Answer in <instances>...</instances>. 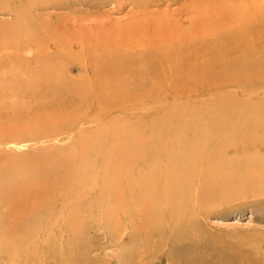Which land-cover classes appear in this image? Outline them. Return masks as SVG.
Instances as JSON below:
<instances>
[{
    "label": "rangeland",
    "instance_id": "374dc122",
    "mask_svg": "<svg viewBox=\"0 0 264 264\" xmlns=\"http://www.w3.org/2000/svg\"><path fill=\"white\" fill-rule=\"evenodd\" d=\"M20 1L0 0V74L15 67H33L37 63L34 53L50 51L47 44L57 36L66 37L63 30L69 25L93 21L123 22L133 17L132 27L123 33V40L113 42L115 47H111L114 50L121 48L114 52L115 66L108 63L110 67L114 66L113 71L118 69L110 77L115 83L108 85L126 88L129 92L122 96L123 99L116 95L105 98L100 96L97 86L93 85L91 93L89 84L79 80L49 87L32 82L23 85L21 93L17 94L19 89L9 85L12 91H0V134L10 133L13 143L9 145L14 147H6L4 142L0 144L1 155L8 158L5 165L0 166V178L9 167L11 157L26 162L27 181L36 185L37 173L42 169L36 167L39 171L36 173L34 166L40 161H46L44 168L47 178L51 179L53 175H70L73 162H88L92 169L98 170L110 156L114 161L124 162L128 155L126 151L143 148L148 154L147 158L140 157L142 165L148 160L144 172H149L151 166L153 174L149 178L162 182L164 172L160 165L171 163L173 154L185 144L198 145L208 129H214L211 133L217 145L239 149L236 154L227 149L228 158L239 156L242 159L243 153L249 154L252 150L254 153L255 149L264 155V149L252 146L248 137L231 131L239 126L245 128L250 120L264 123L263 111L247 113L251 108L264 105V64L261 63L263 65L258 68L261 71L258 70L255 76L252 74V78L238 79L244 70L228 64L227 60L233 61L234 56L229 54L230 48L225 45L219 28L211 27L215 22L224 25L232 19L263 18L264 0H61L64 3L61 7L37 8L34 14L24 17L25 22H18L10 9L17 8ZM34 1L42 4L48 0ZM123 2L124 9L120 5ZM144 14L156 15L155 19L173 17L187 21L198 18V25L203 26L198 30L204 37L199 33L194 45L182 50L185 54L182 62L173 60V64L167 66V62L160 60L159 52L149 45L154 31ZM257 32L254 53H264V35L262 31ZM18 41L24 45L15 47ZM6 42H11V46H5ZM171 66L180 68L185 77L170 82L164 73ZM68 68L69 80L83 75L74 65ZM130 72L134 74L129 79ZM3 88L0 86V90ZM175 90L178 94L172 96ZM213 103L216 105L212 106ZM114 104L122 109H117ZM97 107L100 111H95ZM216 113H223L227 118L219 117L220 124L213 122L201 125L202 128L197 130L189 129V126H196L198 120H211V117L216 120ZM72 115L77 116L79 123L66 127L67 123L75 122ZM178 129H183L182 133H177ZM136 158L137 155L131 154L130 162H135ZM92 176L85 179L89 184L93 181L90 186L94 193L89 186L86 189L90 192L87 190L86 193L90 197L84 191V196L79 195L74 200L79 204L92 200L94 211L88 206L86 211L76 212L68 208L67 202L60 211L47 205L46 197L53 195L52 190L46 195L42 189L37 193L32 186L26 192L15 189L11 199L0 195V264H264V193L259 190L222 194L224 191L220 189L227 186L225 181H219L217 187L209 184L214 189H208L211 199L195 203L197 197L194 196H197L200 184L204 190L203 184L207 183L191 179L189 183L184 182V191L178 188L184 193L183 197L178 192L147 194L144 198L147 200L146 216L142 212L130 213L131 209L113 215L108 212L107 195L96 192L104 181L99 174L95 177L92 173ZM80 198H84L83 201Z\"/></svg>",
    "mask_w": 264,
    "mask_h": 264
},
{
    "label": "bare ground",
    "instance_id": "6f19581e",
    "mask_svg": "<svg viewBox=\"0 0 264 264\" xmlns=\"http://www.w3.org/2000/svg\"><path fill=\"white\" fill-rule=\"evenodd\" d=\"M62 4L64 3L61 0H48L47 2H44L42 4H40L39 2L36 3L34 0H24V1L22 0L18 3V7L15 9L14 8L10 9V12L12 15H14V17H16V21L20 22V21H23L24 17L27 18V16H31L32 14H34L33 12L34 10H37V8H41V7L59 8L61 7ZM23 5L27 6V8L26 9L22 8ZM120 5H121V8L123 9H124V6H126L124 2L121 3ZM144 15H146L148 21L152 23V26L151 25L150 26L152 30L154 31L153 34L151 33L152 38L150 39L151 42L149 44L151 49H153V51L159 52L160 60H162V62H165V63L167 62V66H169V64H173V60H180V62H182V60L184 59V55H185V54H182V50L186 48L187 46L188 47L193 46L194 45L193 43L197 41L196 39L197 35L199 33L201 34V30L199 31L198 29L202 28L203 26L200 27L201 24L198 25L200 23L199 19L193 18V17H192L193 19L187 20V21L181 18L174 19L173 17H170V18L157 17V19H155L156 15H154L155 18L153 17V15H149V14H144ZM14 17H12V19ZM131 19H133V17L123 22L114 21V20L108 21V22L93 21L90 24L81 22L78 24L69 25L66 29L63 30L64 32L63 34H66L65 35L66 37L62 38V37L57 36V38L54 41H52V43L47 44V48L51 49L50 51H47V53L36 51L34 53V55L36 56L35 60L37 61V63H35L36 64L35 65L33 63L34 62L33 60L31 64L33 63L35 66L32 64L33 67L25 66L24 68L18 67V69H16L15 67L11 71H8L9 73L6 71L4 73H1L0 75L8 73L7 74L8 76H5V75L0 76V86L5 87L0 90L1 93L6 92V91L8 92L12 91L10 90L12 87L14 88L16 87L17 89H19V91L16 92V94L21 93V87L23 85H30L32 82L35 85L49 87L51 84L64 85V84L73 82L75 80H79L82 83L89 84L88 90L91 93H93L94 91L93 85H95L100 89L99 91L101 92V95H100L101 97L110 96V98H112L116 95L118 98L120 97L121 99H123L122 96L123 95L126 96L129 91L126 88L121 89V87L119 86H112L108 84L115 83L114 82L115 80L113 81L110 78L112 74L117 73L118 71V69L116 72L113 71L112 69L115 66V64L113 63V59H114L113 57H115L114 52L117 53V50L121 49L118 47L119 49L114 50L113 48L115 46L113 47V44H114L113 42H119L123 40L122 39V37L124 36L123 33H125L127 30H129L132 27L131 25L133 24V20ZM229 21L230 22L224 25L221 22L220 23L215 22L211 24V27L219 28L218 29L219 34L222 35L224 42L226 43L225 45L229 46L230 48L228 51L230 52L229 54L231 56H234L233 61H231L230 59L227 60L228 64L229 65L232 64L234 67L238 66L240 69L244 70L242 71V75L239 76L238 79H242V78L247 79L248 77L252 78L251 75L253 74V76H255L256 75L255 73L258 72V70H260L258 69L259 66L264 64L263 51L254 53V48H253L254 42L256 41L255 33L257 31L259 32L262 31L264 35V17L263 18H259V17L239 18L235 20L232 19ZM21 25L22 24H20V26ZM204 30L205 28L203 29V31ZM6 33L4 35H6ZM18 34L19 36L21 35V33H18ZM18 34L16 33L17 36ZM201 35L203 36L204 34L202 33ZM12 37L14 39V36ZM203 37L201 39H203ZM23 43L22 41L19 43L15 42V47L23 46L24 45ZM11 44H12L11 42H6L4 45L11 46ZM127 46H129V43H127ZM111 47L113 48L111 49ZM131 48H135V46ZM123 56L124 57L122 59L125 58V55ZM130 57L131 56H129L128 58ZM117 58L121 59L119 56L118 57L116 56V59ZM108 63H110V66L111 64H114V66L110 67L108 66ZM117 63H118V60H117ZM160 64L162 63L160 62ZM70 65L71 66L74 65L75 68L78 71H80L83 75H80V77H78L77 79L69 80L67 72L69 70L68 67H70ZM98 66H102V67H98ZM174 66H171L169 69H167V73H164L165 78H169L170 82L177 81L185 77L182 74L180 68L175 69ZM161 69H162V66H161ZM2 70H3V67H2ZM248 73H251V74H248ZM130 74L131 76L129 77ZM132 74L134 73L133 72L129 73L128 75L129 79L132 78ZM135 77L137 78L138 76L135 75ZM263 77H264V74H263ZM194 78H196V76ZM109 79L113 82L109 81ZM253 79L256 80V78H253ZM258 79H261V78L258 77ZM9 81L12 83H10ZM245 81L247 82V80ZM99 83H104L105 85L103 86L98 85ZM9 85L10 86L13 85V86L9 88L10 87ZM6 87H8L9 90L8 88L6 90ZM39 90H42V89L39 88ZM164 90H165V87H164ZM177 91L178 90H175V92L172 93L171 95L172 96L175 94L177 95L178 94ZM158 93H160V91H158ZM247 95L249 97L251 94H247ZM214 105L216 104L213 103L212 106ZM112 107L116 109L114 106ZM118 108L120 107L118 106L117 109ZM97 109L98 110L95 109V111H100L99 107H97ZM121 109L122 108H120V110ZM260 111H263L262 113H264V105L251 108L250 110H247V113L250 114L252 112H260ZM254 114L257 115V113H254ZM215 116H216V120H213L212 117H211V120L210 119L203 120V121L198 120L196 122V126H189V129L190 127H192L194 130H197L198 128H202L201 125L207 126V125L212 124L213 122L220 124L219 120L221 119L219 117L227 118L226 115L223 113L221 114L216 113ZM71 117L75 118V122L67 123L65 125L66 127H70L73 124L79 123L77 122L78 120L76 119L77 116L72 115ZM242 129L243 131L241 133H237V131L242 130ZM181 131H183V129L182 130L178 129L177 133H182ZM212 131H214V129H208L207 131L208 133L206 134L205 138H203V140L201 139L202 141L200 142L198 141L199 142L198 145L189 144L188 146H186L185 144L182 148L177 149L176 153L173 154L171 163L160 165L164 172L163 173L164 179L162 180V182H156L149 178L153 174L152 171H150V168H152L151 166H149V172L147 173L144 172V167L145 166L147 167L148 160L142 165V162L140 161V157L144 156L147 158L148 154L143 148L140 150L136 148V150L126 151L128 155L124 162L114 161L112 156H110L108 160H105L103 163L100 164V167L98 170H96L95 168L92 169L91 164L88 162H79V161L73 162L69 168L71 171L70 175H62L60 177L53 175L51 176V179L47 178V170L45 171V168H44V166L46 167V161H40L36 164V166H34L35 167L34 170H36V173L39 172L38 169H42L39 173H37L38 177H36L37 178L36 185L28 183L27 181L26 162H23L20 159H18V161L16 160L17 161L16 162L14 160L15 158L11 157L8 160L9 163L7 166L9 167L5 168L4 172L2 173V177L0 178V195H3L5 196V198H8L12 195L13 192H15V189L17 190L20 189V190H23V192H26L30 188V186H32V188L34 187V190H36L37 193L40 189H42L43 191H45L46 195H49L48 191L52 190L53 192H50V193H53L52 195L53 197L52 196L46 197L48 198V203H49V204L47 203V205L49 206L51 205L54 208H58L59 210L61 209L63 211L65 208L64 202H67V204L69 205L68 208H71L73 211H76V212H80V211L83 212V211H86V208L88 206L91 207V209L93 208L92 200L90 199L91 201H86V202H82L81 204H79V202L74 200V198L76 199V197H78L79 195H83L84 191H85V194L87 195L88 193H86V191L89 188H91L90 191L92 190V187L90 185H93L92 184L93 181H91V184H89L90 182L88 183V180H86L85 178L86 176H92V173H93L94 176L95 174H99L100 179L104 181L100 184V187L94 183L99 188L95 190L96 192H98V194L107 195L106 199H109L110 201V205L108 204L109 207L107 206L109 209L108 212L110 214L115 213L117 215L121 213L123 209L124 210L127 209L126 210L127 212H129L128 209H131L130 213L135 212V214H138L139 212H142V215L146 216L145 214H147L146 213L147 204L145 203V201L147 200L146 199L144 200V198L147 196V194L153 195V194L162 192L164 195L166 194L170 195L171 193L178 192V195L182 196L184 195V193H182L178 188L184 191V188H185L184 182L189 183L191 179L192 180L197 179V180H201L207 183L206 185L203 184L204 190L202 189V183L200 184V188L197 190V193H196L197 196H194L195 198L197 197V199H194L195 203H197L198 201L200 202L202 199H205V198L211 199V195L208 192V189L211 188L209 184L213 183L212 187L213 186L217 187L216 182L219 183V181H225L226 186H227L225 187V189H220V191H224L222 194L226 193V194L235 195V194L242 193L244 191L246 192L248 190L250 191L253 188L255 190H259V192L264 193V157H263L264 155L262 154L260 155L258 151H256L255 149L256 152L254 151L253 153V150H252L251 153L245 154L246 156L243 153L242 159H240L239 156L235 158L233 155H232L233 157L230 155L232 158H228V152L226 151L227 149L228 150L230 149L229 151L233 152L234 154L239 152V149L235 148L234 146H231L230 148L227 146L217 145L215 142V138L213 134L211 133ZM231 131L237 135H240V136L243 135L245 136V138L248 137V139L253 143V145L252 144L251 145L257 147L258 150L264 149V123L263 122L257 121V120H250L247 123L245 128L239 126L237 129H233ZM10 136H11L10 133L3 132V134H0V144L4 142L6 147H14L13 145H9L10 143H13L11 142L12 140ZM245 138H241V140L245 141ZM194 141H197V139ZM259 144H262V145L259 147L258 146ZM251 145H249V147H251ZM241 150H243V148ZM131 154L137 155L136 161L133 163L130 162ZM7 159L8 158L6 156L4 157L0 153V166L1 165L4 166L5 163L7 162ZM2 160L4 162H2ZM133 165L135 167H133ZM36 167H38V169ZM172 178L174 182L171 183ZM94 179L92 178V180ZM17 181H18V184H17ZM62 185H64V187ZM66 185L68 186L66 187ZM102 185H106V186H102ZM87 187L89 188L86 189ZM211 189L214 190L213 188ZM93 190H92V193H94ZM90 191L88 190V192ZM54 193L57 194L58 196L57 195H56L57 197L54 196ZM94 195L97 196L96 194ZM172 195H175V194H172ZM94 197H93V200H94ZM102 197L104 198V196ZM155 197L157 196L155 195ZM9 199H11V197ZM13 201L15 202V200ZM101 201L103 202V200ZM151 203H153V201L150 202V204ZM164 204H161V207L162 205L164 206ZM166 205L167 204H165V206ZM37 206L39 205L37 204ZM136 208H138L139 210L135 211L134 209ZM69 210L70 209H68V211ZM149 211L150 210H148V213ZM69 213H72V212H69ZM105 213H107V211ZM149 229L151 230L150 227Z\"/></svg>",
    "mask_w": 264,
    "mask_h": 264
}]
</instances>
